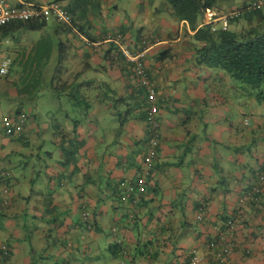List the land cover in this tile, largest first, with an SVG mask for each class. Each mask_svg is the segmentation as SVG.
Returning <instances> with one entry per match:
<instances>
[{
	"label": "crops",
	"instance_id": "1",
	"mask_svg": "<svg viewBox=\"0 0 264 264\" xmlns=\"http://www.w3.org/2000/svg\"><path fill=\"white\" fill-rule=\"evenodd\" d=\"M64 1L71 26L52 17L57 45L51 52L59 63L69 60L67 75L63 67L54 76L78 118L65 113L60 123L48 121L56 151L44 152L40 168L28 172L27 154L10 140L24 144L30 134H41L38 115L17 108L3 117L0 264H264V187L256 201L240 202L264 169V111L240 102L220 68L193 57V31L185 20L163 19L144 31L159 21L161 2L136 0L142 14L145 4L157 7L151 18L122 29V43L132 53L146 49L140 62L155 88L159 142L146 193L135 206L123 201L120 181L136 182L150 133L148 101L143 103L148 79L117 44L109 46L111 35L129 21L108 18L109 8L118 9L115 0H94L87 8L79 0ZM227 5L214 9L215 23L239 7ZM62 25L64 41L57 34ZM111 25L116 29L110 31ZM71 47L74 54L64 57ZM74 57L82 63L76 66ZM100 92L118 98L99 104ZM249 106L255 114L245 125ZM108 118L115 127L108 128Z\"/></svg>",
	"mask_w": 264,
	"mask_h": 264
},
{
	"label": "rangeland",
	"instance_id": "2",
	"mask_svg": "<svg viewBox=\"0 0 264 264\" xmlns=\"http://www.w3.org/2000/svg\"><path fill=\"white\" fill-rule=\"evenodd\" d=\"M39 2H46L47 0H37ZM150 2L152 0H149ZM157 3L161 2V7L164 8L162 4L163 0H154ZM60 5L64 6L65 1L60 0ZM220 5L219 9H225L223 7L222 1H219ZM232 3H226L234 7L242 4V0H232ZM13 4V3H11ZM115 4H118V9L112 11V7L110 9V14L108 18L118 19L121 15H124L129 21H126L119 27V30H124L127 28L130 29L133 26H137L138 22H142V18L148 17L151 18V13L154 12L157 4L150 6V4H145L143 6V14L140 10L135 8L136 0H115ZM228 6V5H227ZM232 6H228L227 9L232 8ZM146 8V9H145ZM123 9V10H122ZM151 10V13H150ZM144 15V16H143ZM106 17V16H104ZM160 18L159 21L152 23L149 22V27H144V31L149 30L152 25H157L160 20L170 21L171 24H174L177 19L173 15H169L166 10H161L160 15L156 16ZM47 23L40 29H30L26 27H20L8 32L1 33L0 32V60L3 57H10L13 62L10 68L8 75L0 76V130H1V122L4 116L14 112L17 108H22L27 110V113H33L32 116L38 115L36 121L38 125H40L41 134L32 136L31 134L25 140L23 144L20 140H10V143L13 144L14 147H17L18 150H23L28 156V162L25 164L27 167V171L29 172L30 167L34 166V169L40 168V158L45 159L44 152H54L56 151L54 146V141L49 142L51 129H49L48 121L52 119H58L59 123L64 117L65 113H69L71 116H76L77 111L73 109V100L71 96L61 94L59 89V82L56 80L54 76L55 73H58L59 69L62 70L61 73L66 76V67L69 64V60L65 59L59 63L56 57V54H53L51 50L54 49L52 46L57 45L56 34L54 33V24L52 22V17H48ZM131 20V21H130ZM159 24V23H158ZM160 25V24H159ZM114 25L109 27V30L112 31L116 28H113ZM62 28H59L58 36L61 40H66L67 38V27L62 25ZM104 28H106L104 26ZM107 29V28H106ZM175 27L172 25L168 29V31H172ZM126 39V38H125ZM72 42V39H69ZM121 37V41H122ZM51 52V53H48ZM70 54H74L73 47L66 48L62 55L64 57L70 56ZM195 55H193L194 57ZM196 59V58H195ZM76 66L82 63V59L73 58ZM66 79V78H65ZM17 90L18 94H12V90ZM58 90V91H57ZM100 98L102 100H98V103H106L110 104L113 97L118 98V95L109 94L103 95L100 92ZM264 97V96H263ZM96 96H93L92 103H96ZM242 99V103L245 100L242 94H239L238 97ZM122 101V100H120ZM131 102V101H129ZM257 105L258 112L259 110L264 111V98L260 103H253ZM247 105H250L248 103ZM79 113L81 114V121L85 120L83 116L84 108L82 103H78L75 105ZM251 107V106H249ZM245 107L247 111H250L251 108ZM104 114H108L105 111ZM78 118V115H77ZM101 118V117H100ZM108 128L115 127L116 123H113L111 118H108ZM250 122V121H249ZM7 139L9 136H3ZM60 147V146H58ZM40 153L37 158V154ZM55 156V155H54ZM14 159L20 158L19 155H13ZM33 163L32 165H30Z\"/></svg>",
	"mask_w": 264,
	"mask_h": 264
},
{
	"label": "trees",
	"instance_id": "3",
	"mask_svg": "<svg viewBox=\"0 0 264 264\" xmlns=\"http://www.w3.org/2000/svg\"><path fill=\"white\" fill-rule=\"evenodd\" d=\"M54 1L60 4V0ZM79 1L81 2L80 5L87 8L94 0ZM219 1L232 3V0H163L164 8L160 5L159 10H166L178 21L185 20L188 23V27L193 31V34L189 36L194 47L195 58L199 63L208 67H218L228 75L235 86L236 95L242 94L245 97L243 103H260L264 98V0H261L258 5H254L258 0H242V4L235 10L232 9L233 14L226 18L227 26L225 29L221 27V24L205 22L206 15L220 5ZM95 2L97 4V0ZM68 8L70 13L71 11L73 12L71 7ZM72 19V22H75V19ZM45 24L46 20L44 18L15 21L0 26V32L4 33L20 27L40 29ZM118 31V34L114 33L111 37H116L117 35L122 37L123 30ZM109 46L112 48L117 45L114 41H111ZM11 65L12 63L7 73L0 74V76L8 75ZM134 66L136 67V64L133 65V68ZM142 71L147 77L148 83L155 89L151 83L150 74H147L145 67ZM146 88L147 86L144 84V92ZM146 93L147 90L144 95L143 103L145 104L148 101ZM259 111L261 112V110ZM246 112H244V119L247 118L245 121L248 124L245 125H249L251 122L249 116H254L255 113ZM120 182L125 181L122 180ZM125 183L137 193L135 182ZM261 193L262 190L258 193L257 199H259ZM129 199L131 200V198ZM232 223V221L226 223L229 229L232 228Z\"/></svg>",
	"mask_w": 264,
	"mask_h": 264
},
{
	"label": "built area",
	"instance_id": "4",
	"mask_svg": "<svg viewBox=\"0 0 264 264\" xmlns=\"http://www.w3.org/2000/svg\"><path fill=\"white\" fill-rule=\"evenodd\" d=\"M261 0L255 2L258 5ZM233 12L228 13L226 15L221 16L220 24L223 29L227 26L226 18H228ZM48 17H55L58 20L62 21L68 26H71V22L69 21L66 12L60 6V4L54 0H49L46 2H39V1H23L19 5H12L8 3L6 0H0V26L5 25L10 22L15 21H27L31 19H42L45 20ZM215 13L212 11L206 15L205 22L206 23H215L216 21ZM214 29V27H212ZM111 40V39H110ZM112 41L115 42L119 46L120 51L124 55V57L132 62L136 63V69L139 73L144 74L142 71V64L140 59H142L146 53V49H142L136 53H132L126 45H124L121 41V36L117 35L116 37L112 38ZM12 63L11 58L3 57L0 60V74L7 73L10 64ZM147 86V113H148V121H149V129L150 133L147 136L146 140V151L143 155L141 160V164L139 167V172L136 176V185H137V193L132 192L130 186H127L125 182L120 183V187L122 188V194L120 198L125 201L127 198H131L133 204H138L140 200V194L146 193L147 187V179L151 175V170L153 167V160L155 158L156 150L158 147V133L156 128V120H155V113L157 110L156 105V94L155 90L151 87V85L146 82ZM245 124L248 122L245 121ZM264 185V169L261 170L258 174L256 179L251 182L250 187L244 192V194L240 198V202L246 201H256L258 198V193L262 190V186ZM199 215V214H198ZM200 216V215H199ZM198 217V216H197ZM213 242L208 244L211 246ZM229 251H227V254ZM219 256V254L217 255ZM222 259L225 257L222 256Z\"/></svg>",
	"mask_w": 264,
	"mask_h": 264
}]
</instances>
